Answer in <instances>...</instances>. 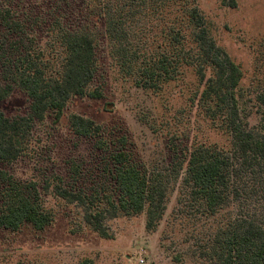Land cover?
I'll list each match as a JSON object with an SVG mask.
<instances>
[{
	"label": "trees",
	"instance_id": "1",
	"mask_svg": "<svg viewBox=\"0 0 264 264\" xmlns=\"http://www.w3.org/2000/svg\"><path fill=\"white\" fill-rule=\"evenodd\" d=\"M127 1L133 6L137 0ZM23 2L0 0V105L15 89L30 100L25 115L11 118L0 110L1 165L19 160L34 125L50 114L59 122L72 98L103 97L100 90H90L100 66L90 19L104 22L110 40L111 27L116 30L107 5L111 0H85L79 2L80 9L76 0ZM189 17L196 29L197 73L205 86L199 109L229 141L227 148L197 145L186 154L180 151L184 160L173 169L178 176L185 172V205L196 223L227 213L205 237L197 238L196 247L216 264H264V92L257 97L252 125L238 95L243 72L216 46L199 9L193 8ZM122 53L136 85L155 91L176 79L182 61L165 53L138 57L125 48ZM205 65L213 68L210 78ZM70 128L90 141L91 158L68 162L69 181L58 186L59 196L83 208L85 222L102 238H112L106 221L121 216L146 213V228L154 230L167 209L162 177L150 175L125 136H107L101 125L79 115L70 117ZM53 221L38 184L19 180L1 167L0 228L18 232L31 226L41 232Z\"/></svg>",
	"mask_w": 264,
	"mask_h": 264
},
{
	"label": "rangeland",
	"instance_id": "2",
	"mask_svg": "<svg viewBox=\"0 0 264 264\" xmlns=\"http://www.w3.org/2000/svg\"><path fill=\"white\" fill-rule=\"evenodd\" d=\"M24 1L27 6L41 0ZM83 1L76 0V9ZM107 5L116 22L111 40L104 22L90 19L97 32L100 65L90 90H100L103 97L72 98L59 122L50 114L34 125L28 149L19 160L0 164L15 178L36 182L46 209L54 215L53 223L41 232L31 226L18 232L0 228V264H83L86 260L90 264H216L201 256L195 241L227 213L196 223L185 205V172L178 176L173 170L188 149L229 144L199 109L205 86L197 73L196 29L189 13L199 9L216 46L243 72L239 100L254 125L256 100L264 92V0H137L133 6L127 0H111ZM124 48L139 53L138 57L164 53L177 60L181 57L176 79L158 91L138 87L123 65ZM205 68L210 78L213 68ZM29 107L27 95L15 89L0 110L12 118L25 115ZM72 115L95 121L107 136H125L150 175L162 177L168 189L167 209L154 230L146 228V213L121 216L106 221L112 238H102L85 222L83 208L59 196L58 186L69 181L68 162L91 158L90 141L70 128Z\"/></svg>",
	"mask_w": 264,
	"mask_h": 264
}]
</instances>
